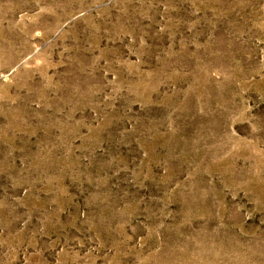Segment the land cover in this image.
Masks as SVG:
<instances>
[{
	"label": "rangeland",
	"instance_id": "374dc122",
	"mask_svg": "<svg viewBox=\"0 0 264 264\" xmlns=\"http://www.w3.org/2000/svg\"><path fill=\"white\" fill-rule=\"evenodd\" d=\"M0 264H264V0H0Z\"/></svg>",
	"mask_w": 264,
	"mask_h": 264
}]
</instances>
